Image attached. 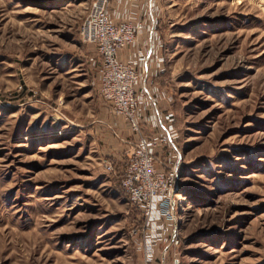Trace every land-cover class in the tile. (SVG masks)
Wrapping results in <instances>:
<instances>
[{"label":"rangeland","instance_id":"rangeland-1","mask_svg":"<svg viewBox=\"0 0 264 264\" xmlns=\"http://www.w3.org/2000/svg\"><path fill=\"white\" fill-rule=\"evenodd\" d=\"M91 1L0 0V264L140 262L117 170L138 134L98 93L78 33ZM153 1L150 83L180 155L169 259L264 264V0Z\"/></svg>","mask_w":264,"mask_h":264},{"label":"built area","instance_id":"built-area-1","mask_svg":"<svg viewBox=\"0 0 264 264\" xmlns=\"http://www.w3.org/2000/svg\"><path fill=\"white\" fill-rule=\"evenodd\" d=\"M155 9L153 0H92L78 33L94 47L88 61L100 97L138 134L117 170L124 193L144 217L139 264H181L176 253L169 259L179 241L174 198L178 135L173 113L162 107L170 96L156 94L149 76L153 66L163 70ZM141 123L155 131L147 132ZM160 145L171 155L169 165L157 160ZM104 167L106 172L115 170L109 161Z\"/></svg>","mask_w":264,"mask_h":264},{"label":"bare ground","instance_id":"bare-ground-1","mask_svg":"<svg viewBox=\"0 0 264 264\" xmlns=\"http://www.w3.org/2000/svg\"><path fill=\"white\" fill-rule=\"evenodd\" d=\"M151 94V93H150Z\"/></svg>","mask_w":264,"mask_h":264}]
</instances>
